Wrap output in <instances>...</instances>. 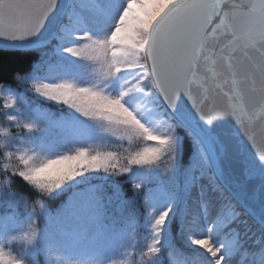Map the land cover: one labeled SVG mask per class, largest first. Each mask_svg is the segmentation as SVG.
Here are the masks:
<instances>
[{"label": "snow or ice", "instance_id": "1", "mask_svg": "<svg viewBox=\"0 0 264 264\" xmlns=\"http://www.w3.org/2000/svg\"><path fill=\"white\" fill-rule=\"evenodd\" d=\"M106 2L66 0L64 22L54 37L60 52L85 61L86 70L93 68L87 83L40 79L35 75L39 61L0 77V264H71L68 258L83 249L107 251L138 217L140 206L130 208L138 195L150 242L133 264H163L175 197L157 212L151 192L159 185L152 177L137 180L130 174L139 168L158 170L163 177L178 168L172 113L181 103L206 126L230 117L258 165L244 168L245 180L264 184V0H122L111 30L94 35L85 25ZM59 5L60 0H0V42L37 36ZM24 92L62 104L74 117L34 107ZM130 95L138 96L134 105L126 102ZM87 123L117 142L126 138L129 148L133 141L149 146L130 151L121 164L116 152L74 143L86 134ZM193 139L197 151L185 168L189 191L210 184L224 198L230 223L240 212L212 170L207 149ZM58 142L73 146L54 150ZM93 173L105 179L81 181ZM125 176L127 192L118 182ZM20 183L27 187L21 190ZM201 212L207 219V201L201 202ZM214 226L215 221L204 235L188 239L214 264H229L222 254L225 245L212 240ZM235 244L233 255L246 256L249 249L239 233Z\"/></svg>", "mask_w": 264, "mask_h": 264}, {"label": "trees", "instance_id": "2", "mask_svg": "<svg viewBox=\"0 0 264 264\" xmlns=\"http://www.w3.org/2000/svg\"><path fill=\"white\" fill-rule=\"evenodd\" d=\"M91 21L92 20L89 18L86 24L90 28L93 27V23ZM57 44L58 41L55 39L51 44L37 48L0 46V77L10 78L11 71L13 69H28L32 66L33 61H39L40 67H42L41 70H44L43 68H52L54 66L64 70L66 67L69 68L70 66H75L77 61L58 56ZM41 70L36 72V74L41 75ZM32 96L34 97L33 102L35 105L44 106L54 111L56 114H63L65 116L73 115L70 109L62 104H56L50 100L37 98L35 95ZM178 125V134H180L183 138L182 163L186 164L194 153L193 137L195 136L189 130L183 128L180 124ZM136 146L138 149L143 148V144L140 143H137ZM114 151L118 153L119 157L127 152V150L123 148H116ZM129 152L130 151H128L127 154H129ZM130 175L137 180L145 176L153 178L152 184L159 185V187H154L151 192L152 202H154L155 196L161 193L160 183L157 182L154 174L146 172L145 170H139L138 172L137 169H133V172ZM104 179V174H94L93 178L83 183H87L89 181L100 182ZM107 179L110 181L111 177H108ZM128 179V176L118 178V182L123 184L126 192L130 189V185L127 182ZM204 183L207 182L204 181ZM18 187L23 190L27 186L20 183ZM167 190L172 201L173 197L176 198L175 205L177 211L166 226L167 236L163 239L164 247L161 253V256L163 257V264H169V255L171 256V264H214L213 258L209 254L201 249L192 247L191 244L186 243L183 239V233L189 230L192 231L195 236L204 235L202 232L193 230L186 222V209L188 206L185 202L186 190L184 189V184H180L179 187L175 186ZM205 200L211 205L212 212L219 205H223V202H225L224 198L218 192L212 190V186L210 184H208L205 189ZM137 206H140V213L138 217L131 222L133 224L132 229H135V236L131 241L126 242L125 245L127 248L126 250L129 252V264H133V261H140V252L144 250L146 243L150 242L148 240L150 236L149 227L147 226V221L144 218L146 213L143 214V207L141 205L139 195L130 205V208ZM235 207L236 209L238 208L236 204ZM238 211L240 212V210ZM251 227L253 229H250ZM236 233H239L240 239L244 242V247L249 249V252L243 258L240 256H234V252L227 255L226 260L229 264H264V251H261V246L264 245V232L257 226H254L244 215L241 218H236L231 224L224 227L222 231L212 232V240L216 244L224 241V238L235 235ZM133 251L136 253L135 256L130 255ZM155 264H159V262L157 261Z\"/></svg>", "mask_w": 264, "mask_h": 264}, {"label": "rangeland", "instance_id": "3", "mask_svg": "<svg viewBox=\"0 0 264 264\" xmlns=\"http://www.w3.org/2000/svg\"><path fill=\"white\" fill-rule=\"evenodd\" d=\"M122 4V0H107L106 2V8L105 10L94 17H89L93 23V27L90 28L88 25H85L87 30L91 31L94 35H103L106 34L111 30L112 22L115 20L120 7ZM77 27H79L77 25ZM77 42L70 38L66 39V43H73ZM58 56L63 58H68L70 60L77 61L75 63V66H70L69 68H65L64 70L60 68H56V66L41 70L42 67H40V74L38 75L35 73V75L44 80H48L50 82H54L61 78H72L75 79L78 83H87L89 81V76L87 71H93V68L91 66L87 67L86 70V62L82 61L78 58L72 57L66 53H62L58 50ZM118 82L113 84V90L115 91L117 89ZM24 95L27 96L28 100L32 103V105L35 107L33 102L34 95L31 92H24ZM36 96V95H35ZM37 98H42L39 96H36ZM44 99V98H42ZM138 100L137 95H130L126 98V102H128L130 105H134ZM41 106V105H39ZM44 109L48 110L50 113L54 114L55 116H60L61 114H56L54 111L42 106ZM71 111V110H70ZM69 119H72L74 117V114L71 116H67ZM78 119V118H77ZM172 119L175 121L177 125L176 134L178 137L177 140V146H178V152H179V160L180 164L177 169L170 172L167 176L161 177L158 170H153L152 174H154L155 178L157 179V182L160 183V191L161 193L157 194L154 199V206L156 208V211L159 212L163 210V208L167 207L169 203H172L170 194L167 189H171L173 187H179L180 184H184V189L186 190V197L185 202L188 208L186 209L187 217L186 222L193 230H196L198 232H202L203 234L206 233V229L208 227V224L215 221V226L213 228V232L222 231L224 227L231 224L234 220H231L229 223L228 221L231 219L228 215V206L225 202H223V205H219L214 211L211 210V205L209 204L210 208V214L205 219L201 212V202L206 201L205 200V189H202L201 191L203 194H201V191H197L196 188H192L191 191H189L188 185L186 184L187 180V174L185 173V168L189 164V162L193 159V156L195 152L197 151V146L195 144V141H193V149L194 153L191 156V158L188 160L186 164L182 163V142L183 138L180 134H178L179 130V122L172 116ZM87 129V132L84 136L76 140L74 143L81 146H86L89 143H95L92 145L93 149L96 151L101 152H115L114 149L116 148H123L128 151H135L139 150L136 146L137 143L143 144V147L149 146L145 144L144 142H137L133 141V147L129 148V142L125 138L123 142H117L115 138H113L112 135L108 133H103L98 130V126L94 123H87L84 125ZM120 133H116V136L118 137ZM136 143V144H135ZM145 144V145H144ZM73 146V143H63L58 142L53 145L54 150H67ZM124 153L121 157H119V162L123 164L124 157L128 154ZM138 172L144 171V169L137 168ZM94 174H103V173H93L89 176L80 178L82 182H86L93 178ZM96 177V176H95ZM176 198L173 205V212L170 213L169 220L175 215L176 213ZM238 210V209H237ZM242 210H240V215L238 217H242L243 214L241 213ZM237 217V218H238ZM167 222V223H168ZM133 224L130 223L126 225L124 234L122 239L111 249L104 251V252H97L95 250L90 249H83L81 252H79L77 255L70 257L71 264H129L128 261V255L129 252L126 250L125 247L126 242L131 241L135 236V229H132ZM167 226V225H166ZM250 229H253L252 227ZM189 234L194 235L192 231H185L183 233V239L186 243L191 244L190 240L188 239ZM167 236V228L165 229L164 238ZM195 236V235H194ZM223 243L225 245L224 249H222V254L225 256L231 254L234 252L236 244H235V235H231L229 237L224 238V241H221L219 243H216L217 245ZM192 245V244H191ZM194 248L201 249L205 251L202 248H199L195 245H192ZM206 252V251H205ZM207 253V252H206ZM208 254V253H207ZM64 257H61V262H63Z\"/></svg>", "mask_w": 264, "mask_h": 264}, {"label": "water", "instance_id": "4", "mask_svg": "<svg viewBox=\"0 0 264 264\" xmlns=\"http://www.w3.org/2000/svg\"><path fill=\"white\" fill-rule=\"evenodd\" d=\"M66 0H60L57 10L50 16L42 31L23 42H0L1 46L37 48L55 40L64 22ZM172 115L185 128L196 134L207 149L220 184L247 214L264 229V184H250L245 180L244 168L256 166L254 157L230 117L218 118L206 126L192 109L181 103Z\"/></svg>", "mask_w": 264, "mask_h": 264}]
</instances>
